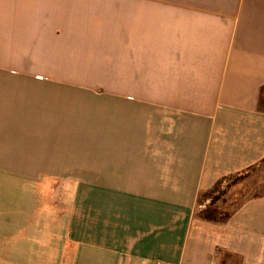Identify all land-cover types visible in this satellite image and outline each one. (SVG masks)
<instances>
[{
  "label": "crops",
  "instance_id": "1",
  "mask_svg": "<svg viewBox=\"0 0 264 264\" xmlns=\"http://www.w3.org/2000/svg\"><path fill=\"white\" fill-rule=\"evenodd\" d=\"M0 264H264V0H0Z\"/></svg>",
  "mask_w": 264,
  "mask_h": 264
},
{
  "label": "rangeland",
  "instance_id": "2",
  "mask_svg": "<svg viewBox=\"0 0 264 264\" xmlns=\"http://www.w3.org/2000/svg\"><path fill=\"white\" fill-rule=\"evenodd\" d=\"M251 172L253 171H246L244 173L228 177L226 181L221 182L208 191L206 194L211 198V203H215L214 208L218 209L219 212L229 214L235 209V207L241 204L245 198H248L247 192L245 193L244 190L249 187L250 182H248L247 178ZM262 172H258L257 177ZM234 185L237 186L234 188ZM236 192H240L242 196L236 197ZM234 199L237 201L233 202L232 200Z\"/></svg>",
  "mask_w": 264,
  "mask_h": 264
},
{
  "label": "trees",
  "instance_id": "3",
  "mask_svg": "<svg viewBox=\"0 0 264 264\" xmlns=\"http://www.w3.org/2000/svg\"><path fill=\"white\" fill-rule=\"evenodd\" d=\"M215 203H211L207 209L199 213V216L203 219L209 220V221H214V222H224L227 221L230 217L229 214H224L222 212H219L218 209L212 207Z\"/></svg>",
  "mask_w": 264,
  "mask_h": 264
}]
</instances>
